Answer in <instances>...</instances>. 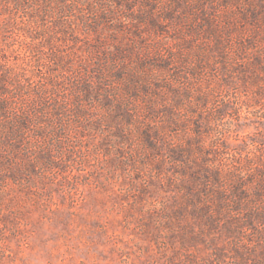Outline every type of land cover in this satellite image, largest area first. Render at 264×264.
Masks as SVG:
<instances>
[{
    "label": "rangeland",
    "instance_id": "obj_1",
    "mask_svg": "<svg viewBox=\"0 0 264 264\" xmlns=\"http://www.w3.org/2000/svg\"><path fill=\"white\" fill-rule=\"evenodd\" d=\"M0 264H264V0H0Z\"/></svg>",
    "mask_w": 264,
    "mask_h": 264
}]
</instances>
